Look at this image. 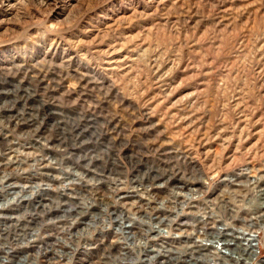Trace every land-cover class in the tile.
<instances>
[{
  "label": "rangeland",
  "instance_id": "rangeland-1",
  "mask_svg": "<svg viewBox=\"0 0 264 264\" xmlns=\"http://www.w3.org/2000/svg\"><path fill=\"white\" fill-rule=\"evenodd\" d=\"M0 90V258L81 264L83 224L112 230L93 263L112 264L120 235L96 223L117 221L123 184L201 180L189 157L208 176L264 170V0H0Z\"/></svg>",
  "mask_w": 264,
  "mask_h": 264
},
{
  "label": "built area",
  "instance_id": "built-area-1",
  "mask_svg": "<svg viewBox=\"0 0 264 264\" xmlns=\"http://www.w3.org/2000/svg\"><path fill=\"white\" fill-rule=\"evenodd\" d=\"M181 158L174 157V159ZM190 159V157L187 159L189 162H192L190 166L196 170L201 180L184 183L180 179H173L170 183H160L161 186L154 188V192L152 193L151 191L145 192L143 189L138 188L136 195L134 194L135 192L132 191V188L123 184L124 187H122L120 192L123 195H129V197L128 199H124L125 197H123V199L115 197L114 201L117 202L115 211H117L118 208L123 211L126 206L125 204L118 205L119 200L122 202L132 201L133 205L140 207H145L144 202L149 201L155 205V209L151 211V214L159 210L158 213L168 215L169 217H167L168 222L166 224L158 222L159 218H154L159 214H154V216L150 215V218H146L142 215L143 212H140V216L130 213L129 220L132 227L129 228V230L135 232L140 229L142 232L145 231V234L143 238L137 237V239L131 240L128 258L120 262L116 261V263L135 264L137 258H143L151 260L150 263L146 264H158V262L162 261L173 262V264H229L226 258L217 259L215 257L213 252H215L216 249L220 248L223 252L225 248H223L219 242L215 243L208 240L204 232V229L220 231L223 229L221 226H223L225 227L224 231L239 233L240 230V232H244V235H249L248 238L254 244L252 255L247 261L241 264H264V196L258 194L256 191L258 188L251 190L247 185H241L239 191H233L234 189L232 187L237 185H233V183H229L228 181L229 179L244 181L246 179L256 178L259 174H264V170L255 168L253 165L239 168V171L236 172L221 173L220 175L216 173V170L213 175L208 176L203 175V172L198 167H195L193 160ZM158 161L161 167L167 169V160L159 159ZM151 165L153 164L145 165L142 170L134 168L131 171L136 172V174H141L147 166ZM216 175H218V177H216L213 182L207 181L208 178L215 177ZM189 176L190 173H188L185 178H189ZM190 180L186 181L188 182ZM226 186H228L229 191L224 190ZM209 192H213L214 194ZM174 194L177 197L180 194L178 199L175 200L172 198ZM218 201L223 205L221 208L217 203ZM257 206L260 207L258 208ZM222 214H224V216H222ZM109 225L110 220L107 214H102L100 221L98 220L96 223L98 229ZM80 226L82 230L80 229L81 231H78L84 233V236H88V240L86 241V239H83L79 247L81 252V254H78L81 259L80 263L93 264L98 254L96 246L101 242L107 243L114 241V233L111 229H106L101 234L97 233V230L93 231L92 227L85 229V225L81 224ZM117 228L116 230H118ZM86 230H92L93 234H91V236L85 234ZM64 238L71 247L75 246L73 241L69 240V237ZM237 240L243 241L244 238L240 237ZM139 244L142 245L141 248L144 250L141 256H139L140 254L137 251V245ZM189 245L200 248L201 251L199 254L191 256L181 255L179 253L181 249L183 250ZM50 247H52V245H50ZM53 247L55 248L56 246L54 245ZM42 248L43 246L40 249ZM62 249L64 251L69 250L67 247ZM88 254L90 256H87ZM156 255L158 256V262H155ZM224 256L232 257L231 254L226 253ZM91 257H93V259H91ZM58 260V264H71L63 257H60Z\"/></svg>",
  "mask_w": 264,
  "mask_h": 264
},
{
  "label": "bare ground",
  "instance_id": "bare-ground-1",
  "mask_svg": "<svg viewBox=\"0 0 264 264\" xmlns=\"http://www.w3.org/2000/svg\"><path fill=\"white\" fill-rule=\"evenodd\" d=\"M3 77V76H2ZM31 78V77H30ZM24 80V79H23ZM32 80V79H31ZM34 82V81H33ZM17 85V84H16ZM36 89V88H35ZM54 89V88H52ZM2 91V90H0ZM5 92V91H4ZM9 92V91H8ZM30 92V91H29ZM45 93V92H44ZM8 95V94H7ZM30 96V95H29ZM26 98V97H25ZM46 99V98H45ZM8 100V99H6ZM10 101V100H9ZM20 102V101H19ZM48 102V101H47ZM44 103V102H43ZM51 103V102H50ZM4 104V102H3ZM2 104V105H3ZM40 104V103H39ZM54 104V103H53ZM57 104V103H56ZM7 105V103H6ZM10 105V103L8 104ZM31 105V103H30ZM29 107V106H28ZM43 107V106H42ZM13 108V107H12ZM10 109V108H9ZM19 112V111H18ZM23 112V111H22ZM21 112V113H22ZM38 112V111H37ZM47 112V111H46ZM53 112V111H52ZM50 113V112H49ZM40 114V113H39ZM28 118V117H27ZM41 118V117H40ZM5 119V118H4ZM91 119V118H90ZM22 120V119H21ZM111 120V119H110ZM18 121V120H17ZM22 122V121H21ZM102 122V121H101ZM32 123V122H31ZM37 124V123H36ZM26 125V124H25ZM102 125V123H101ZM39 126V125H38ZM2 127H5V126H2ZM51 127V126H50ZM71 127V126H70ZM76 127V126H75ZM74 127V128H75ZM104 127V126H103ZM38 128V127H37ZM6 130V128H5ZM113 130V129H112ZM28 131V130H27ZM65 131V130H64ZM69 132V131H68ZM80 132V131H79ZM9 133V132H7ZM6 133V134H7ZM12 133V132H11ZM25 133V132H24ZM104 133V132H103ZM5 134V135H6ZM45 134V133H44ZM76 134V133H75ZM8 135V134H7ZM24 135V134H23ZM29 135V134H28ZM42 135V134H41ZM78 135V134H77ZM43 136V135H42ZM45 136V135H44ZM15 137V135H14ZM31 138V137H29ZM33 138V137H32ZM18 139V137H17ZM19 139H21V137H19ZM45 139V138H44ZM62 139V138H61ZM67 139V138H66ZM19 141V140H18ZM17 141V142H18ZM69 141V140H68ZM96 141V140H95ZM14 142V141H13ZM57 143V142H56ZM83 143V142H82ZM31 144V143H30ZM79 145V144H78ZM34 146V145H33ZM65 146V145H64ZM88 146V145H87ZM8 147V146H7ZM36 147V145H35ZM46 147V146H45ZM47 148V147H46ZM54 148V147H53ZM72 148V147H71ZM81 148V147H80ZM45 149V148H44ZM79 149V148H78ZM111 149V148H110ZM64 150V149H63ZM4 151V150H3ZM59 152V151H58ZM75 152V151H74ZM57 153V152H56ZM79 154V153H78ZM67 156V155H66ZM64 156V157H66ZM84 156V155H83ZM100 156V155H99ZM68 157V156H67ZM103 157V156H102ZM107 157V156H106ZM30 158V157H29ZM45 158V157H44ZM171 158V157H170ZM181 160V159H180ZM186 160V159H185ZM52 161V160H51ZM56 161V160H55ZM76 161V160H75ZM24 162V161H23ZM59 163V162H58ZM44 164V162H43ZM182 165V164H181ZM14 166V165H13ZM41 167V166H40ZM84 167V166H83ZM86 167V166H85ZM158 167V166H157ZM89 169V168H88ZM185 169V168H184ZM95 170V169H94ZM177 170V169H176ZM4 171V170H3ZM43 173V172H42ZM103 173V172H102ZM184 173V172H183ZM47 174V173H46ZM6 175V174H5ZM9 175V174H8ZM33 175V174H32ZM111 175V174H110ZM26 176V175H25ZM34 176V175H33ZM39 176V175H38ZM65 176V175H64ZM63 176V177H64ZM78 176V175H77ZM260 176V175H259ZM4 177V176H3ZM49 177V176H48ZM56 177V176H55ZM147 177V176H146ZM263 176H261L262 178ZM51 178V177H50ZM143 178V177H142ZM257 178V177H256ZM256 178H252L253 181L256 180ZM261 178L259 177V179L261 180ZM28 179V178H27ZM53 179V178H52ZM56 179V178H55ZM60 179V178H59ZM81 179V178H80ZM83 179V178H82ZM104 179V178H103ZM150 179V178H149ZM162 179V178H161ZM194 179V178H193ZM232 180V179H230ZM128 181V180H127ZM80 182V181H79ZM83 182V181H82ZM98 182V181H97ZM159 183V182H158ZM161 183V182H160ZM233 183L234 184H242L243 182L241 180H239V182H235L233 180ZM246 183V182H245ZM34 184V183H33ZM84 184V183H83ZM87 184V183H86ZM91 184V183H90ZM14 184H11V182L9 181H5V183L3 185H1V188H4L7 190H11V188L13 187ZM154 185V184H153ZM83 186V185H82ZM135 187L138 186L137 184L134 185ZM91 187V186H89ZM240 187V186H239ZM44 188V186H43ZM49 188V187H48ZM87 188V187H86ZM20 189V188H19ZM46 191V190H45ZM56 191V190H55ZM233 191H238L237 189H234ZM9 192V191H8ZM88 192V191H87ZM258 194L261 196H264V187H261L259 188V190L257 191ZM57 193V192H56ZM63 193V191H62ZM100 193V192H99ZM98 193V194H99ZM29 194V193H28ZM58 195V194H57ZM180 195V194H179ZM178 195V197H179ZM104 196V195H103ZM108 196V195H107ZM121 196V194H120ZM101 197V196H100ZM118 197V196H117ZM174 198L173 199H178L177 196H173ZM36 199V198H34ZM12 200V199H11ZM30 200V199H29ZM100 201V200H99ZM31 202V201H30ZM66 204H71L70 203V200L69 199H66L65 200ZM64 202V203H65ZM2 203V202H1ZM43 203V202H42ZM219 204V207L221 208L223 205L221 204L220 201L217 202ZM106 204V203H105ZM108 204V203H107ZM2 205V204H1ZM85 205V204H84ZM98 205V204H96ZM4 206V205H3ZM38 206V205H37ZM99 206V205H98ZM70 207V206H69ZM85 207V206H84ZM91 207V206H90ZM116 207V206H115ZM258 208L260 206H257ZM26 208V207H25ZM101 208V207H100ZM103 208V207H102ZM109 208V207H108ZM62 209V208H61ZM10 210V209H9ZM134 210V209H133ZM153 210V208H152ZM152 210H145V213H146V218H150V215H153L154 214H159V215H156L154 218H159L158 219V222H161V223H166L167 224V217H169L168 215H165V214H162V213H158L159 210L155 211L154 213L151 214V211ZM59 211V210H58ZM223 211V210H222ZM137 213V210H134L132 211V214H136ZM10 214V213H9ZM61 214V213H60ZM99 214V213H98ZM115 214V216L113 217V219L111 218V220H117L114 222H110V225H113L112 223H114V227H115V233H117V236L120 235L119 238H117L116 240V243H112L111 246H109L110 248H112L114 250V252H112L111 254H107L108 257L111 258L112 260V264H117L116 261L120 262L126 258H128V253H129V248H130V243H131V240H135L137 239V235H138V238H143L144 237V232H142V230L138 229V231H135L133 232L132 230H129V228L132 227V224L129 220V215H124L123 212L121 213H117L115 211V209L112 210L111 212V217ZM227 214V213H225ZM1 215V214H0ZM100 215V214H99ZM81 216V215H80ZM222 216H224V214H222ZM5 217V216H4ZM63 218V217H62ZM96 218V217H95ZM31 219V218H30ZM65 219V218H64ZM68 219V218H67ZM75 219V218H74ZM9 220V219H8ZM138 220V218H137ZM86 221V220H85ZM51 223V222H50ZM52 225V223H51ZM93 225V224H92ZM109 225V226H110ZM72 226V225H71ZM118 227V228H117ZM116 228L118 230H116ZM150 229L152 227H149ZM221 229L220 231H214V230H208V229H204V232L206 233V238L208 240H210L211 242H215V243H220V245L225 248L224 251L222 252V250L220 248L216 249L214 253L215 257L217 259H223V258H226L228 260V263L229 264H241L245 261H247V259L252 255L254 249H253V243L251 242V240L248 238L249 235H244L245 233L244 232H240L239 230V233H233L232 231H224L225 227L221 226ZM153 229V228H152ZM104 230V229H103ZM33 232H31L32 234ZM128 233V234H127ZM139 233L141 234V236H139ZM28 235L30 233H27ZM50 234V233H49ZM127 234V235H125ZM47 235V234H45ZM44 235V236H45ZM116 236V237H117ZM41 237V236H40ZM240 237H243L244 240L243 241H239L237 240L238 238ZM246 237V238H245ZM28 238V237H27ZM59 238V237H58ZM38 239V238H37ZM50 239V238H49ZM61 240V239H60ZM40 242V241H39ZM24 245L26 242H23ZM141 244V243H140ZM137 245L139 247H137V251L138 253L140 254L139 256H141V254L144 253V250L141 248L142 245ZM23 245V244H22ZM108 245V244H107ZM31 246V245H30ZM69 246V245H68ZM106 246V245H105ZM16 247V246H15ZM104 247V246H103ZM14 248V247H13ZM110 248L108 249V251L110 250ZM104 249V248H103ZM3 250V249H2ZM14 250V249H13ZM10 251V249H9ZM18 251V250H17ZM38 251V250H37ZM201 251L200 248H198L197 246H193V245H189L187 247H185L183 250L181 249L180 250V254L181 255H191V256H195L197 254H199V252ZM79 253V252H78ZM226 254H231V258L230 257H226L224 256ZM13 254V253H12ZM107 255H102V259L105 257H107ZM254 255V254H253ZM1 256V254H0ZM101 256V255H100ZM157 256V255H156ZM174 256V255H173ZM33 257V256H32ZM107 257V258H108ZM169 258H175V257H169ZM52 259V258H51ZM6 260L0 258V263L1 264H4ZM49 262V261H48ZM151 260L150 259H143V258H137V260L135 261V264H146V263H150ZM155 262H158V256L156 257L155 259ZM72 263V262H71ZM48 264V263H47ZM55 264V263H54ZM158 264H173V262H167V261H162V262H158Z\"/></svg>",
  "mask_w": 264,
  "mask_h": 264
}]
</instances>
